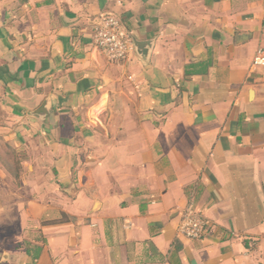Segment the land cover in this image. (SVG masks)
Segmentation results:
<instances>
[{
	"label": "crops",
	"instance_id": "0c3cea01",
	"mask_svg": "<svg viewBox=\"0 0 264 264\" xmlns=\"http://www.w3.org/2000/svg\"><path fill=\"white\" fill-rule=\"evenodd\" d=\"M260 48L264 0H0V264H264Z\"/></svg>",
	"mask_w": 264,
	"mask_h": 264
},
{
	"label": "built area",
	"instance_id": "2783aa9c",
	"mask_svg": "<svg viewBox=\"0 0 264 264\" xmlns=\"http://www.w3.org/2000/svg\"><path fill=\"white\" fill-rule=\"evenodd\" d=\"M93 33L96 49L110 62L127 60L134 49L133 34L114 14H102L94 24ZM253 66L264 68V49L257 50ZM197 194L195 185L190 189L188 203L178 225V234L188 240H202L210 229V222L198 206Z\"/></svg>",
	"mask_w": 264,
	"mask_h": 264
},
{
	"label": "water",
	"instance_id": "95a60500",
	"mask_svg": "<svg viewBox=\"0 0 264 264\" xmlns=\"http://www.w3.org/2000/svg\"><path fill=\"white\" fill-rule=\"evenodd\" d=\"M242 37L244 38V36H242ZM148 49H150V48L148 47ZM148 49L144 48L142 50L143 57L148 56V54H149ZM48 112H49V107H48V105H46L42 109L39 110V114H41L40 117L44 118L48 114Z\"/></svg>",
	"mask_w": 264,
	"mask_h": 264
},
{
	"label": "trees",
	"instance_id": "16d2710c",
	"mask_svg": "<svg viewBox=\"0 0 264 264\" xmlns=\"http://www.w3.org/2000/svg\"><path fill=\"white\" fill-rule=\"evenodd\" d=\"M42 250H43L42 247H37L36 248L34 259H38L39 258L40 254L42 253Z\"/></svg>",
	"mask_w": 264,
	"mask_h": 264
}]
</instances>
